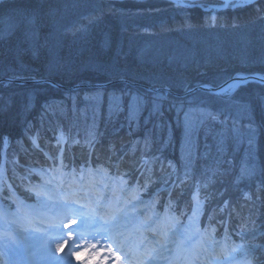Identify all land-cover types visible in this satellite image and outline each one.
Segmentation results:
<instances>
[{
  "label": "trees",
  "instance_id": "trees-1",
  "mask_svg": "<svg viewBox=\"0 0 264 264\" xmlns=\"http://www.w3.org/2000/svg\"><path fill=\"white\" fill-rule=\"evenodd\" d=\"M160 3H163L162 6H160ZM263 5L264 4L261 6ZM253 6H247L245 7L247 9L243 11H246L247 15H253L257 10V7ZM103 9H106L105 14H99ZM196 13L197 12L191 7L178 6L164 0H146V2L130 0L115 2L109 0H31L30 2L20 1L16 5L12 3H8L7 5L1 3L0 20L5 17H30L35 19V25L23 34L17 32L7 37L0 36V76L13 74L10 70L2 73L5 67L9 65L14 66L11 67V69H15V67L19 66L23 67L24 65L28 70H24L26 73H22L23 75L26 74V76H28L31 74L39 77H48L64 83H71L73 81H81L83 83L88 81L104 82L106 79L114 80L117 78H126L147 85H166L176 92H183L193 87L194 84L207 83L215 85L225 80L227 77L235 76L238 73H264L263 50L251 56L252 59L260 58L263 64L246 65L249 63H241L240 65L243 66L228 67L232 64L231 58L229 64L220 63L223 64V66L226 65L225 67L217 68L216 62L220 61V59L218 58L217 61H213L212 59L214 58L212 57L211 60L208 59L207 61L212 67H209L210 65L208 66L209 69L204 67L201 74L197 75L198 72L196 73L195 70L186 71L187 65H190H186L188 59L191 60L203 54L206 56L207 54L205 53H208L212 47H215L213 45L216 44L217 47L219 46V52L222 51L224 53V51L230 49L229 47L234 46L235 43H241L243 41L237 37L236 40L234 39L235 41H231L229 44V40L231 37L234 38L235 32L228 33V31L232 32L234 31V27H236V23L231 18H234V14L238 12L225 11L215 16L201 13L205 17ZM226 13H228L230 17H227ZM225 17H227V19H225ZM258 17L259 16H257L253 22L254 27H256L258 23L264 21L258 20ZM202 18L207 20L202 22ZM216 18H219V20L221 19V22L219 23L218 20H215ZM261 19H264V16ZM249 21L244 20L241 26L251 24L253 20ZM263 23L258 24V27L262 26ZM245 27H247V25ZM33 32L36 33L35 36L32 35ZM230 34L231 36L228 39ZM243 34L244 33L239 35ZM257 35H259V32ZM105 40H107L106 43ZM75 42L77 44L80 43L78 49ZM51 45H56L57 48L60 49L59 53L53 54L49 52L48 48L54 47ZM19 49L23 51L24 55H19L17 57ZM94 56L99 58L101 62L104 58L112 57L111 64H109L110 67H100V61L97 62V60H93V62H95L94 67L89 66L88 68L91 73L96 71L95 76L93 74L91 76H84L86 75L85 71L84 73L77 74L78 78L84 77L81 80L75 78V75L72 77L69 76L68 78L64 76V71L67 72L68 68H70L77 58L87 57L91 62ZM48 58H53L51 71L46 69L48 68L46 64ZM139 62L141 64H139ZM86 63L88 62L86 61ZM97 63L99 64L95 67ZM192 63H194V61ZM57 64L58 67H56ZM142 64L153 66L151 68H156L154 70H158L157 72H159L161 64H165L164 66H166V68L168 67L166 64H168L175 68V70L178 69V72L174 70L171 71V73L168 71L167 73L165 72V74H161L164 73V71H160V75L157 77L152 76L146 78L143 72H149L150 69L142 67ZM182 65L184 66L182 67ZM198 65L201 66L202 64ZM122 69H124L125 72L120 71ZM227 69H230L233 73L228 72ZM210 76H213L214 79L211 80L209 78ZM25 86L27 87H24V85L17 86V84L13 83H9L8 85V87H13L15 89L17 87L18 91L26 93V97L31 95V93L37 94L35 99L37 101H34L33 104L31 103L32 108L29 112L24 111V117L15 121L19 123V121L22 122L26 119L28 126L29 124L37 123L33 125L35 128H38V126L40 127L41 133L39 137L40 135L43 137L44 135L47 136L48 133L53 136L58 131L64 130L70 137L71 135H76L75 138H79L78 142L80 144L85 143L87 140H91L93 144L99 145V147H105L107 145V150H109L110 147L111 149H119L123 146L127 150L123 152L124 158L121 160L119 159L121 165V170H119L120 174L122 173L123 175L132 177V175L138 171L139 168L137 167L143 165L142 168L145 167L144 172L150 176L149 181L154 175L162 176L163 174L164 177L165 175L168 177L170 175L173 176L172 167H170L171 165L169 162H174L178 165V168H175L176 173L174 171L176 174L175 179L178 180L184 173V177L187 176L186 179L182 180V184L190 183L191 179L195 177L196 174L194 171L190 173L191 168L195 167V162L191 161L192 158L184 159L183 157H178L174 152L177 148H181L182 152H184L186 140H195L198 143V147H193V150L195 149L194 154H196L193 158L198 157V163L202 164L200 167L203 169L205 168L206 182H213V185L207 184L205 188L211 190L210 197H213V200H215L216 203L214 205L218 206L213 207L214 210L212 211V215H214V219H208V222L218 223V221H220V224L226 216L231 218V226L236 225L237 227V224L246 222L245 218L239 221L236 220L238 218L237 209L239 210L241 206L237 200H244L245 205H242V207L244 209L246 207L250 209L251 212L249 215L253 217V219L256 217L255 212L258 213L257 215L264 213V101L255 100L264 98L263 84H249V87H253L255 91L247 85H243L239 87L237 91H232L230 94L226 95H211L206 92H197L188 95L189 97H186V103L191 105L189 108L195 111L210 112L211 114L208 113V116L216 118H219L223 113L226 115L228 123L224 126H217L214 129L213 137H210L201 125H188L189 131H186L184 140H182L184 122L188 123V119L184 120V118H182L184 120L182 125L177 117V114L180 113L175 112L171 115V109L162 106V108L156 110L155 115L151 114V117L145 120L144 114L153 109V105H155L153 101L155 99L152 98L147 89L141 86L134 87L129 84L117 83V85L107 88L83 89L74 92H67L64 90L62 92L56 88H49L45 85L40 88L37 85H35L34 88H31L32 85ZM27 88H29V91L26 90ZM0 91L2 90L0 89ZM139 93L143 94L144 96L140 95L144 98L150 95L149 99L151 101H138L140 114L137 119L133 118L129 120L127 115H125L124 121L116 123L114 121L115 113L109 111V113H113V115H107V112L104 110L105 107H102L111 102L110 100H112V98L115 99L114 101L120 99L122 100L124 109L127 111V108H130V100L128 98L133 94H135V96L137 94L139 95ZM166 94L169 93L167 92ZM203 96H205V98H203ZM96 99H99L101 102L97 112L94 114L92 109H89L86 104L92 105V100ZM180 99L181 98H179V100ZM9 100H11V98ZM173 101L174 100H172V102ZM7 102L9 101H5V103ZM146 103L150 109H145L147 108ZM75 104L86 107L74 112L71 106ZM239 105L244 106V111L248 112L249 116L245 117L243 113L244 116L236 112V107L242 109ZM65 106H67V110L65 112L60 111ZM35 109L37 110L34 111ZM212 109L214 111H211ZM10 110H12V107ZM69 110L70 112H68ZM31 112L32 114H30ZM127 112L129 113V111ZM152 112L155 113L154 111ZM37 113L41 115L39 119H36L38 118V115H36ZM72 115H75L74 119L77 117L76 128H73L74 125L71 123ZM80 117L84 119L83 122L85 123L87 120H93L96 124L91 125L87 123L88 125L86 128L79 124ZM162 118L171 120L170 122L172 125H170L174 129L173 137L169 141L175 142L177 144L175 145L176 148L171 147V144H169V148H164L165 151L168 149L172 150L174 158H170L172 156L169 155V153H163V151L157 150L154 145L144 147L142 143L144 136L146 137L145 143H151L149 137L155 135V127L152 125H155L157 129H161L162 127L166 128L163 124H160L163 121ZM42 119L43 121H40ZM150 121L154 124H151ZM41 122L42 124H39ZM158 124H160L159 128L157 127ZM176 124L179 125L177 126ZM244 127L246 128L243 129ZM237 129H239V131H237ZM247 130H249L250 135H246ZM124 133H126V135L127 133L129 134L127 135V137H129V141L127 142L129 144L127 146H124L125 143H122L124 141L122 139ZM229 134H235L234 137L238 139L242 138V145L246 143L244 137L249 136V142L244 146V148L248 149L245 158H243L242 155L239 157L235 152L228 156L224 147L230 142V139L227 138ZM221 137L223 143L218 146L216 141ZM22 138L26 139L23 135L21 139ZM45 139H48V137ZM95 139L98 141L95 142ZM104 156L105 159L103 164L107 166L111 159L108 161L106 158L109 156ZM218 156H221V158L225 156V158L223 161L221 159L217 164L212 165H208L204 162L205 160H211L213 157ZM145 158H152V160L145 162L143 161ZM158 159H163V161L165 160V162L170 165L169 167L162 165V174L157 172L151 164ZM244 159L252 161L251 172H241L244 171L242 168L246 169L250 167V162ZM149 168L150 170H148ZM13 172L16 173L15 170H13ZM256 180L259 182H256ZM176 184L178 183L176 182L174 187ZM217 184L218 186L214 188V185ZM232 185H236L235 190L233 189L234 192L229 190ZM184 186L185 185L181 188H184ZM191 193L192 192H190V194ZM173 194L174 193H169V196L174 203L177 202V199H181V202L187 203L188 200L180 197L178 192L176 195ZM222 200H225V202L223 203ZM221 207H224L226 211L224 210L223 212L225 216H222L221 220H219L221 216L219 215ZM189 208L190 207H184L181 210H187ZM231 230V234H233L237 229Z\"/></svg>",
  "mask_w": 264,
  "mask_h": 264
},
{
  "label": "rangeland",
  "instance_id": "rangeland-1",
  "mask_svg": "<svg viewBox=\"0 0 264 264\" xmlns=\"http://www.w3.org/2000/svg\"><path fill=\"white\" fill-rule=\"evenodd\" d=\"M20 1L30 2L31 0H0V4L5 3L7 5L8 3H12L16 5ZM109 1L115 2L124 0ZM130 1L146 2V0ZM164 1H169L178 6L182 5L187 8L191 7L195 12H197L196 14L202 16L204 15L201 13L215 16L225 11L238 12L237 14H234V18H231L236 23V27H234V31H228V33L235 32L234 38H230L229 44L231 41H235L237 37L243 41L241 43L236 41L237 43H235V45L232 47H229L230 45L228 44L230 49L228 48L229 50L224 51V53L222 51V53L219 52V46L217 47L216 44L213 45L215 47H212L208 53H205L207 54L206 56L203 54L199 57L196 56L191 60L188 59L186 65H190H187L186 71L195 70L196 73L198 72L197 75L201 74L204 67L206 69L212 67L207 63L208 59L211 60L212 57L214 58L212 59L213 61H217L218 58L220 59V61L216 62L217 68L225 67L226 65L223 66V64H229L231 58L232 64H230L228 67L243 66L240 65L241 63H249L246 65L263 64V61L260 58L252 59L251 56L252 54L259 53L261 50L264 52V21L261 22L263 24L260 27H258V24L261 23H258L256 27H254L253 24L257 16H259L257 18L258 20H264L261 19L264 16V12L257 11L253 15H247V12L243 10L247 9L245 7L248 5V0ZM262 4H264V0H260L258 4H253V7L258 8ZM229 5H231V7H229ZM226 14L227 17H230L228 16V13ZM227 17H225V19H227ZM206 20L207 19L204 18L201 19L202 22H205ZM215 20H218L219 23L221 22V19L219 20V18H216ZM244 20L253 21L251 24H245L244 26H241ZM246 25L247 27H245ZM258 32L259 35H257ZM242 33L244 34L239 35ZM230 36L231 34L228 36V39ZM18 52L19 53L17 54V57L19 55H24L21 49H19ZM86 61L91 63L87 57L80 59L77 58L70 68H68V71H64V76L68 78L69 76L72 77L75 75L74 77L78 78L77 74L82 72L84 73V71L86 74L84 76H91L92 74L95 76L96 71L91 73L89 71L90 69L88 68L90 65L86 63ZM111 61L112 57H107L104 58L101 64L105 65V63H107L109 65L111 64ZM193 61L194 63H192ZM139 64L141 63L139 62ZM198 64L202 65L199 66ZM102 65L100 67H104ZM164 65L165 64H161V68L159 72H157L158 70H154L156 68H151L153 66L142 64V67L150 69L149 72H143L144 77H157L160 75V71H164V73L161 74H165V72L167 73L170 71L171 73V71L175 70V68H173L171 65L166 64L168 66L167 68ZM183 66L184 65H182V67ZM11 67L14 66L9 65L5 67V70H3L2 73L10 70L13 74L0 76V89L2 90L0 91V178H2L0 184V208L2 212H7L8 210L12 212V219H6L4 224L8 228H16L17 232L13 236L8 235L11 233L0 235V254L3 256L0 258H8V261H10L9 264H138L137 262H133L129 259L130 256L128 255L127 250L132 248L133 245H135V249L133 250H136V248L138 249L139 246L140 248H143L146 246L147 242L150 243V240H152V242L154 241L151 238L150 240H148V238L146 240H142L143 238L145 239L147 235L144 234L141 237L139 230L147 229L150 231L153 226L162 230L165 226L166 229L168 228V233L161 237L158 236V240L154 241L152 244H154V247H157V245L160 246L162 243H164L167 247L175 250V255L178 258L181 256L183 257L188 252H191L192 257L198 256L201 258L200 260L202 261V264H256V258H260L262 264H264V213L257 215L258 213L255 212L256 217L253 219V217L249 215L251 212L250 209L246 207L245 210L242 207V205H245L244 200H237L241 206L239 207V210L237 209L238 218L236 220L239 221L245 218L246 222L237 224V227L236 225L231 226V218L227 216L220 224V221H218V223L208 222V219H214V215H212V211L214 210L213 207L218 206L214 205L216 202L213 200V197H210L211 190H207L205 188L208 184L206 182L207 179H205V168L203 169L200 167L202 164L198 163V157L193 158L196 156V154H194L195 149L193 150V147H198V143L195 140H186L184 144L185 153L182 152L181 148H177V150L174 152V154L178 155V157H183L184 159L192 158L191 161L195 162V167L191 168L190 173L194 171L196 175L191 179L190 183H181L182 180L187 178V176L184 177L185 173L181 176L183 178L180 177L178 180L175 179V168H178V165L174 162H169L171 165L170 166L165 162V160L163 161V159H158L151 164L153 165L154 169L160 173L163 172L162 165L165 167H172L173 176H169L172 178H169L167 175L164 177L162 173V176L158 175L157 173L158 176L154 175L149 181L150 176L144 172L145 167L142 168L143 165L137 167L139 169L134 175H132V177L129 175H123L122 173L120 174L119 170H121V165L119 162V157L122 155V147L119 149H111L110 147L109 150H107V145H104L105 147H99V145L97 146L93 144L91 140H87L85 143L80 144L78 142L79 138H75L76 135L73 136L70 134L71 137L66 134L64 135L62 130L58 131L53 136H51V134L49 135L48 133L47 136L44 135L43 137L40 135L39 137L41 129H39V126L38 128H35L33 125L37 123H32L28 126L26 119L17 123L15 120L24 117V111L29 112L34 101H37L35 100L37 94L31 93V95L26 97V93L18 91L17 87L16 89L13 87H8V85L9 83L17 84V86H29L30 84H19L12 81L7 82L5 79L13 78L17 80L21 79L30 81V79L38 80L41 77L31 74L28 76H26V74L23 75L22 73H26L24 70H28V68L24 67V65L23 67H15V69H11ZM56 67H58V64ZM175 71L178 72V69ZM242 75L247 76L248 74ZM83 78L84 77L78 79L81 80ZM209 78L211 80L214 79L213 76H210ZM128 80L130 79H127V81ZM54 81L58 82L62 86L72 85V83H64L57 81L56 79H54ZM85 83L82 82L81 85L83 86H81L80 90L107 88V84L104 86H99L98 84L101 82H95L93 85L90 84L91 86ZM139 83L141 84L139 86L147 89L150 92L152 98L155 99L153 101L155 104L153 105V109L151 111L146 110L147 112L144 114L145 120L148 119V117H151V114L155 115L156 110H159L158 108H162V106H164L168 109H171V115H173L175 112L180 113L177 114V117L179 122L183 125L184 120L187 119L186 114L194 110L189 108L191 105L186 103V97H189L188 95H192L197 92L183 94L193 89L194 86L183 92L172 93L167 90L168 87L166 85L154 86L141 82ZM194 85L196 86L197 84ZM204 85L210 84L204 83L203 86ZM37 86L41 87V85ZM46 86L49 88L52 86L59 88L53 84H47ZM146 86L150 89L146 88ZM59 90L72 92L67 88H59ZM162 91H165L166 93L168 92L170 95ZM232 91V89H229L225 95L230 94ZM203 92L209 93L211 95L218 94L208 91ZM140 94L141 93H139V95L137 94L136 96L133 94L128 98L130 100L129 113L124 109L122 100L119 98L118 101H114L115 99L112 98V100H110L111 102L105 104L102 107H105L104 110L107 112V115H113V113H109V111H113L115 113L114 121L116 123L124 121L125 115H127L129 120L133 118L137 119L138 115L140 114L138 101H151L149 99L150 95L147 94V98H144V95L141 94L143 95L141 96ZM178 97L181 99L179 100ZM10 98L11 100H9ZM203 98H205V96H203ZM172 100L174 101L172 102ZM255 100L264 101V98ZM5 101L9 102L5 103ZM92 102V105L86 104V106H88L89 109H92V112L95 114L101 101L96 99L92 100ZM11 103L16 109L10 110L12 107ZM209 104L211 103L209 102ZM86 106H79L75 104L71 106V108H73L74 112H76V110L83 109ZM239 106L242 109L236 107V112L241 114L243 113L245 117L249 116L248 112L244 111V106ZM146 107L147 108L145 109L149 108L147 103ZM36 110L37 109L34 111ZM66 110L67 106H65L60 111L65 112ZM211 111L214 110L212 109ZM198 112L204 114L205 118L208 116V113H210L201 111ZM30 114H32V112ZM243 114L242 116H244ZM36 115H38V118L36 119H39L41 116L39 113ZM75 115L71 116V123L74 125L73 128L77 127V117L74 119ZM182 118H184V120ZM162 120V123H160V120L159 123L161 125L163 124L167 129L163 127L161 129H157L155 125H152L155 127V135H151L149 137L151 143H145V136L142 139V143L144 147L154 145L157 150H161L163 153H169V155L172 156L170 158H174L172 150L168 149L165 151L164 149L167 147L169 148V144H171V147H175V145H177L175 142L173 143V141H169L173 137L174 129L171 126V120H166L164 118H162ZM40 121H43V119ZM79 121V124L85 126L86 128L88 124H96L93 120H87L85 123L83 122L84 119L82 117L79 118ZM150 122L151 124H154L152 121ZM187 122L189 123V120H187ZM188 123L184 122L182 140L185 139L186 131L189 129L187 126L192 124ZM39 124H42V122ZM160 124L157 125L158 128ZM176 125L178 126L179 124ZM22 135L26 137V139H21ZM47 137L48 139H45ZM104 155H106V157L109 156L106 158L108 161L111 159L107 166L103 164L105 159ZM91 160H93L94 165H90L92 162ZM148 160H152V158H145L143 161L148 162ZM244 160L250 162V167L252 166V161L247 159ZM54 164L56 169L54 171H50V169L52 170V166H54ZM63 164H65L63 166L65 171L63 169L61 170V166ZM91 166H94L96 169ZM5 168H7V171H9L8 175L10 177L7 176ZM13 170H15L16 173L13 172ZM45 170L49 171L47 173L48 175L42 173ZM148 170H150V168ZM241 172L248 173V171ZM70 175L72 177L71 179H73L72 181L75 182L73 183L74 185L67 184L69 181L68 176ZM56 176L62 179V181H60L55 187L50 181L54 180L53 178ZM176 182L178 184H176L174 187ZM256 182L259 181L256 180ZM111 184L116 187V192L114 193V198L116 200H119L120 198L122 199L124 192H130L131 197H133L134 200L139 203L137 204V207H133L135 205V203H133V198H128L130 201L128 204H124L123 207L118 206L116 208L118 210L120 209L119 216L105 217L102 214V208L105 206V202L112 201V198H110L112 191H108ZM198 184L202 188L203 195L199 192L198 194L193 195L195 191H198ZM181 185H185L184 188H181ZM74 186H80L88 193H96V196H98V198L101 200H96V202L87 204L86 202L84 203V199H79V201H76L75 205L70 206L71 210H67L68 212L65 217L61 219L59 218L58 220H53L50 223L49 221H42L36 215V213L33 215L26 207V204H28L27 202H32V206L35 205L34 208L37 209L36 207L38 205L36 202H38L41 197H44V189L53 190L56 196H60L57 199L58 202L62 203L61 199L64 198L66 193H68V189L72 190ZM18 191L21 192V197L17 198L16 196L18 195ZM192 191L193 193L190 194ZM177 192L180 197L183 199L186 198V200H188L187 203L181 202V199H177V202L174 203V201L170 199L169 193H174L173 195H176ZM23 196L27 197V202L24 204L21 203L23 201ZM198 196H200L199 201L196 199ZM43 206L46 205L44 204ZM184 207L190 208L187 210H181ZM196 207H198V214L193 215L192 213ZM49 208L52 209V205ZM208 210L210 211L207 212ZM220 210L221 211L219 215L221 216L219 217V220H221L222 216H225L223 215L225 208L221 207ZM198 216L202 221H200L201 226L198 224V220L196 223H194L197 228L195 232H192L195 241L189 244L188 238H182L183 241H180L182 242V246L178 247L177 245L179 243L177 244L178 241L174 239L173 236H178V234L190 223L191 218L196 219ZM130 225L132 226L130 227ZM53 227H55L54 230ZM226 227H228L227 229L229 233H231V229H237L236 232L233 233V238L226 237L225 234L222 233V229H225ZM134 232H136L135 235H133ZM136 235H139V238H137ZM155 237L157 238V236ZM162 255L163 254L154 249L151 250V253L144 257L145 261L148 260V262L158 264V262H164ZM3 263L4 261H0V264Z\"/></svg>",
  "mask_w": 264,
  "mask_h": 264
},
{
  "label": "bare ground",
  "instance_id": "bare-ground-1",
  "mask_svg": "<svg viewBox=\"0 0 264 264\" xmlns=\"http://www.w3.org/2000/svg\"><path fill=\"white\" fill-rule=\"evenodd\" d=\"M162 4L163 3H160V6H162ZM105 11H106V9H103L102 11H100L99 12V14H105ZM257 11H261V12H264V5L263 6H260V8H257V10H256V12ZM95 43H98V42H95ZM75 44H76V46H77V49H78V47H79V45H80V43L79 44H77L76 42H75ZM57 45V44H56ZM56 45H51V46H54V47H50V48H48V51L49 52H52L53 54L54 53H59V50L60 49H58L57 48V46ZM59 46V45H58ZM51 58H48V62L46 63L47 64V66H48V68H46L47 70H49V71H51L52 70V63H53V58L50 60ZM93 60H97L98 62L100 61V59L99 58H97L96 56H94L93 57V59L91 60V63L89 64L91 67H94V63L95 62H92ZM99 63H101V61L99 62ZM99 63H97L96 65H95V67L99 64ZM102 65V64H101ZM102 66H104V67H110L107 63H105V65H102ZM120 71H123V72H125V70L124 69H122V70H120ZM227 71L228 72H230V73H233V72H231L230 71V69H227ZM259 74H262V72H258ZM247 74H255V73H247ZM247 74H245V75H247ZM264 74V73H263ZM238 76L239 75H241V76H244V75H242V74H240V73H238L237 74ZM236 76V75H235ZM235 76H231V77H227L225 80H223V81H221L220 83H218V84H215V85H212L213 87H215V86H219L220 84H222V83H225L226 81H228V80H230V79H232V78H234ZM46 79H48V80H54V79H50V78H48V77H41L40 79H39V83H30V85H32L31 86V88H34L35 87V85H41V86H46L47 84H49V83H47V82H45L44 80H46ZM74 82V81H73ZM73 82H71L72 83V85L71 86H69V87H71L72 88V92H74V91H77V90H80V88H81V86H83V85H81L82 84V82L81 81H75L74 83ZM95 83V81L93 82V81H88V82H86L85 84H87V85H93ZM117 83H123V84H127L128 85V83H127V79L126 78H117V79H114V80H105L104 82H101V83H99V84H102V85H106L107 84V87H110V86H113V85H117ZM255 82H244L243 84H240V85H237V87H234L232 90L233 91H237V89H239V87H241V86H243V85H247L248 87H249V84H254ZM258 83H260V82H258ZM44 84V85H43ZM202 84V83H201ZM201 84H197L196 86L194 85V87L193 88H195V87H199V86H203V84L201 85ZM260 84H263V83H260ZM29 85V86H30ZM90 85V86H91ZM129 85H131V84H129ZM211 85V84H210ZM264 85V84H263ZM85 86V85H84ZM131 86H134V87H136V85H131ZM24 87H27V86H24ZM37 87V86H36ZM53 87V86H52ZM30 88V89H31ZM40 88V87H39ZM53 88H55V87H53ZM168 88H171V87H168ZM249 88H251L252 90H254L255 91V89L253 88V87H249ZM56 89H58L59 90V88H56ZM27 91H29V88H27L26 89ZM174 92H176L174 89H172ZM241 90V89H240ZM59 91H62L63 92V90H59ZM65 91V90H64ZM197 92H202V91H197ZM227 92V91H226ZM223 94H225V93H223ZM15 109V107L14 106H12V110H14ZM130 110V108H127V111H129ZM68 112H70V110L68 111ZM130 112V111H129ZM222 126H224V125H222ZM246 127H244L243 129H245ZM62 132H63V134L65 135H69L68 133H66V132H64L63 130H62ZM127 135H129L128 133H127ZM127 135H126V133H124L123 134V137H122V139L124 140L122 143H125L124 144V146H127L129 143H127L128 141H129V137H127ZM235 135V134H234ZM234 135H232V134H229L228 135V139H230V142H229V144L227 145V146H225L224 147V149L227 151V154H228V156H229V154H231V153H237L238 155H239V157L242 155L243 156V158H245L246 156L245 155H247L246 153H248L247 151H248V149H246V148H244V146L249 142V136H245L244 137V139L246 140V143L244 144V145H242V143H243V139L242 138H236V137H234ZM246 135H250V132H249V130H247L246 131ZM67 140H69L68 138H66ZM98 140H96L95 139V142H97ZM127 149L125 148V147H123L122 146V148H121V151H122V155H120V160L121 159H123L124 158V154H123V152H125ZM226 154V155H227ZM225 155V156H226ZM225 156L223 157V158H221V156H218V157H213L211 160H205L204 162H206L208 165H212V164H217V162L219 161V160H221L222 159V161L224 160V158H225ZM92 162L90 163V165H94V162H93V160H91ZM117 162V161H116ZM210 162H213V163H210ZM65 164H63L62 166H61V170L63 169L64 171H65V169L63 168V166H64ZM207 165V166H208ZM56 166H55V164H54V166H52V170L50 169V171H54L56 168H55ZM91 167H94V166H91ZM95 168V167H94ZM96 169V168H95ZM242 170H244V171H248V172H251L252 171V166L250 167V168H242ZM1 171V170H0ZM5 172H6V174H7V176L8 177H10L9 175H8V172L9 171H7V168H5ZM49 171H44V172H42L43 174H46V175H48L47 173H48ZM72 177H71V175L70 176H68V179H69V181L67 182V184H69V185H71V184H73V183H75L74 181H72L73 179H71ZM1 179L2 178H0V184H1ZM54 180H51L50 182L51 183H53L54 184V186L56 187L58 184H59V182L60 181H62V179H60L58 176H56V177H54L53 178ZM67 180V179H66ZM91 180V179H90ZM89 183H91V182H89ZM208 184H210V185H213V182H208ZM74 185V184H73ZM216 186H218V184L217 185H214V188H216ZM198 191H195L194 192V194L193 195H196V194H198V192L200 193V194H202V188L200 187V185L198 184ZM235 187H236V185H232V186H230V188H229V190L230 191H232V192H234V190H235ZM240 187V186H239ZM36 188H38V187H36ZM118 188V187H117ZM241 188V187H240ZM234 189V190H233ZM42 190V189H41ZM89 190H90V188H89ZM43 191V190H42ZM46 191V192H45ZM109 192H111V197L110 198H112L111 200L112 201H107V202H105V206L102 208V210H103V212H102V214L105 216V217H112V216H119L120 215V209L118 210V209H116L118 206H120V207H123L124 206V204L126 205V204H128L130 201H129V199H132L133 197H131V193L130 192H124V195H123V197H122V199L120 198L119 200H116L115 198H114V193L116 192V187H114L112 184L110 185V189L108 190ZM68 193H66V195L64 196V198H62L61 199V201H62V203L61 202H58V197H60V196H56L55 195V192L53 191V190H50V189H44V197H41V199L38 201V202H36L37 203V209H35L34 207H35V205H33L32 206V202H27V197L26 196H23V201L21 202L22 204H24L25 202H27L28 204H26V207H27V209L29 210V212L30 213H32L33 215L36 213V215L42 220V221H45V222H47V221H49V223L50 222H52L53 220H58L59 218L61 219V218H63V217H65L66 216V214H67V212L69 211V210H71V207H69V206H73V205H75L76 204V201H79V199H84L85 201H84V203L86 202V203H92V202H96V200H101L100 198H98V196H96V193H94L93 192V194L92 193H88V192H86L84 189H82L80 186H74L73 187V189L71 190V189H68V191H67ZM192 193H193V191H192ZM56 197H55V196ZM203 195V194H202ZM95 196V197H94ZM17 198L18 197H21V192H19L18 191V195L16 196ZM47 197V198H46ZM46 198V199H45ZM129 198V199H128ZM199 198H200V196H198V198H196V199H198V201H199ZM25 199V200H24ZM133 200H134V198H133ZM202 201V200H201ZM201 201H200V203H201ZM115 202H117V203H115ZM222 202L224 203L225 202V200H222ZM83 203V202H82ZM133 203H135V205L133 206V207H137V204H139L136 200H134V202ZM46 205V206H43V205ZM116 204V205H115ZM51 205H52V209H50L49 207H51ZM68 210V211H67ZM50 211H52V212H50ZM193 215L195 214V215H197L198 214V207H196L195 208V210H194V212L192 213ZM35 215V216H36ZM12 216H13V214H12V212L10 211V210H8L7 212H2L1 211V208H0V235H4V234H8V233H11V234H8V235H11V236H13V235H15V233L17 232L16 230V228L14 229V228H8L5 224H4V222H5V220L6 219H12ZM197 220H198V224L201 226V223H200V221H202L201 219H200V217L198 216L196 219L195 218H191V221H190V223L185 227V229L184 230H182L179 234H178V236L177 235H174L173 236V238L174 239H176L178 242H177V246L179 247V246H182V242H180V241H183V239L182 238H188V241H189V244L190 243H193L194 241H195V238L193 237V234H192V232H195L196 231V226L194 225V223H196L197 222ZM132 225H130V227H131ZM54 228L55 227H53V230H54ZM156 227H152L151 229H150V231H148L147 229L146 230H144V229H141V230H139V233L141 234V237L144 235V234H146L147 235V237L144 239H142V240H146L147 238H148V240H150V238L151 239H153L154 241H157L158 240V236L159 237H161V236H163V235H165L166 233H168L167 232V230H168V228L166 229V227L164 226V230H165V232H164V230L162 229V230H160V229H158V228H156ZM228 227H226L225 229L223 228L222 229V233L223 234H225V236L226 237H229V238H233V234H231V233H229L228 232V229H227ZM3 232V233H2ZM138 233V234H139ZM136 234V232H134L133 233V235H135ZM155 236H157V238L155 237ZM136 237L137 238H139V235H136ZM155 237V238H154ZM154 241L152 242V240H150V243H146V246L145 247H143V251L144 252H142V253H136V251H133L132 252V250L133 249H135V245H133L132 246V248H129L128 250H127V252H128V255L130 256V260L131 261H133V262H137L138 264H154L153 262H148V260L147 261H145V257L144 256H146L151 250H154V249H156V251H159V253H161V254H163L162 256H163V263H160V262H158V264H202V261L200 260L201 258H199L198 256H196V257H192V255H191V252L189 253H186L183 257L181 256V257H176V255H175V250L174 249H172V248H170V247H167L164 243H162L160 246H158L157 245V247H154V244H152V243H154ZM146 242V241H145ZM138 248H140V246L138 247ZM172 249V250H171ZM1 253V252H0ZM0 257H3L1 254H0ZM1 260L0 261H4V263L3 264H9V262L10 261H8V258H0ZM188 260V261H187Z\"/></svg>",
  "mask_w": 264,
  "mask_h": 264
},
{
  "label": "snow or ice",
  "instance_id": "snow-or-ice-1",
  "mask_svg": "<svg viewBox=\"0 0 264 264\" xmlns=\"http://www.w3.org/2000/svg\"><path fill=\"white\" fill-rule=\"evenodd\" d=\"M260 0H248L247 6H253V4H258ZM231 7V5H229ZM35 25V19L30 17H5L0 20V36H11L17 32L26 33V31L32 28ZM32 35H36L35 32ZM107 40H105V43ZM27 107V106H26ZM186 118L189 120V123L197 124L203 126L205 132L213 137L214 129L217 126H222L228 123L227 117L225 114H221L219 118L207 116L205 118L204 114L198 111H190L186 114ZM239 131V129H237ZM219 135V134H217ZM223 143L222 137L216 141V144L220 146ZM256 264H262L260 258H256Z\"/></svg>",
  "mask_w": 264,
  "mask_h": 264
},
{
  "label": "water",
  "instance_id": "water-1",
  "mask_svg": "<svg viewBox=\"0 0 264 264\" xmlns=\"http://www.w3.org/2000/svg\"><path fill=\"white\" fill-rule=\"evenodd\" d=\"M1 81V80H0ZM5 81L9 82V81H12V82H15V83H22V84H30V83H39V79L38 80H32L30 79V81H27V80H17V79H13V78H8V79H5ZM45 82L49 83V84H53L55 85L56 87H59V88H67L69 90H72L71 87L69 86H62L60 85L58 82L54 81V80H44ZM244 82H255V83H263L264 84V74H248L247 76H238L236 75V77L226 81L225 83H222L220 84L219 86H215L213 87L212 85H204V86H199V87H195L193 89H191L190 91H187L183 94H191V93H194V92H197V91H208V92H211V93H218V94H223V93H226V91H228L229 89H232L234 87H237V85H240V84H243ZM127 83L131 84V85H136V86H139L141 85L140 83H136V82H133V81H130L128 80ZM99 86H104L102 84H98ZM146 88L150 89L149 87L146 86ZM152 89V88H151ZM153 90V89H152ZM168 91L172 92V93H176L174 92L173 90L167 88Z\"/></svg>",
  "mask_w": 264,
  "mask_h": 264
}]
</instances>
